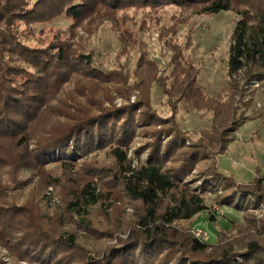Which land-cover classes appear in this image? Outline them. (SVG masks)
I'll list each match as a JSON object with an SVG mask.
<instances>
[{"label":"rangeland","instance_id":"rangeland-1","mask_svg":"<svg viewBox=\"0 0 264 264\" xmlns=\"http://www.w3.org/2000/svg\"><path fill=\"white\" fill-rule=\"evenodd\" d=\"M115 1L96 0L95 5L83 9L85 11L75 21L62 14L46 23L30 25L17 23L15 13L10 21L4 22L8 14L0 9V54L6 41H14L16 31L20 32L16 39L29 47L46 46L55 31L66 34L67 38L68 63L58 74L43 75L37 88L40 90L35 104L39 114L27 124L28 144L21 148L16 145L24 133L18 137L0 135V209L7 203H22L37 215L44 210L60 230L90 237L65 211L63 204L71 197V190L81 177L92 181L102 192L103 199L89 217L96 229L93 239L82 238L79 246L85 251L63 264L100 261L110 246L127 237L142 215L140 202L130 198L107 177L106 170L112 159L103 151L97 156L82 153L78 161L76 157L68 159L72 169L63 168L52 160H42L33 169L24 167L22 160L16 161L26 151L32 153L36 141L46 138L50 128L53 130L65 122L74 109L95 110L99 105L105 110L120 109L141 100L160 119L156 128L161 123V126L177 127L187 131L193 141L200 130L211 127L212 118L203 109L190 106L188 100L177 98L172 90L182 73L188 70L208 95L232 103L238 114L236 123L241 125L234 137L229 135L233 141L228 143L226 152L215 156L210 150L207 160L217 162L218 168L232 175L237 183L249 181L255 170L264 173V82L256 85L255 80L247 78L243 72L230 78L227 73L231 34L238 19L236 11L252 8L264 0H232L231 10L215 14L206 12L203 3L118 0L116 4ZM3 2L0 0V8ZM55 46L52 42L47 49L52 52ZM85 53L92 56L94 66L102 73L90 71L81 63L79 55ZM5 58L9 63L7 55ZM150 59L155 62H149ZM29 70L34 71L31 67ZM16 75L4 85L13 82ZM13 84L16 85V81ZM21 99L22 104L32 107V99L25 94H21ZM243 108L244 112L239 114ZM151 140L148 134L139 133L131 143L128 157L133 158L134 164L137 163L135 148L140 152L143 149L139 147ZM146 156L147 152L141 153L138 160ZM188 178L185 186L191 185L197 190L202 183L200 173L195 171ZM1 197L6 199L1 200ZM217 197L215 191L204 194L205 204L214 212L215 223L208 221L206 213H200L191 220L173 222L172 227L182 232L194 226L205 228L209 233L208 242H216L220 231L219 244L231 249L239 248L245 239L264 240V225L261 227L264 205L258 209L237 210L217 203ZM20 257L0 242V264H36ZM66 257L71 258L72 254Z\"/></svg>","mask_w":264,"mask_h":264},{"label":"trees","instance_id":"trees-1","mask_svg":"<svg viewBox=\"0 0 264 264\" xmlns=\"http://www.w3.org/2000/svg\"><path fill=\"white\" fill-rule=\"evenodd\" d=\"M159 1L203 3L206 12L212 14L233 8L232 0ZM95 3L96 0H4L0 9L8 14L2 16L4 22L10 21L15 13L17 23L30 25L46 23L62 14L75 21ZM236 13L238 19L228 49V77L243 72L247 78L263 83L264 2ZM19 33L16 31L14 41L5 42L0 54V135L18 137L24 133L16 143L21 148L28 144L27 124L39 114L35 100L42 76L62 72L61 68L68 63V44L66 34L55 31L46 46L29 47L16 39ZM52 42L56 46L49 52L47 48ZM79 58L90 71L102 73L94 66L90 54L79 55ZM149 62L155 61L150 59ZM149 62L145 60V63ZM30 67L34 71L29 70ZM15 74L13 82L16 81L17 86L13 82L4 85ZM172 88L177 98L186 99L190 106L211 114V127L200 130L198 138L193 141L187 131L177 127L161 126V123L156 128L160 119L138 100L120 109L105 110L101 105L95 110L74 109L73 114L66 116L65 122L53 130L50 128L46 138L36 141L32 153L26 151L16 161L22 160L24 167L33 169L42 160H52L58 161L63 168L72 169L68 159L76 157L78 161V155L82 153L97 156L103 151L112 159L109 170H106L107 177H111L130 198L140 202L142 215L126 238H120L100 261H90L92 264H264V240L245 239L239 248L231 249L219 244L220 231L216 242H208L209 233L205 228L207 238L201 239L193 233L195 226L186 232L172 227L173 222L191 220L200 213H206L210 223L216 222L214 212L204 202L207 191H215L217 203L237 210L258 209L264 205V173L255 170L249 181L237 183L232 175L218 168L217 162L207 160L210 150L215 156L226 152L228 143L233 141L232 137L241 126L236 123L238 114L232 103L208 95L188 70ZM21 94L34 101L32 107L22 104ZM243 112L244 108L239 110V114ZM139 133L148 134L152 140L139 147L143 149L141 153L147 152L143 160H138L141 153L135 148L137 163L134 164L128 151ZM25 157L28 158L23 161ZM195 171L200 173L202 180L197 190L191 185L185 186ZM71 192L63 207L90 237L60 230L44 210L37 215L26 205L12 202L0 209V242L19 254L20 259L36 264H63L81 256L85 250L79 242L82 238L93 239L96 229L89 217L103 195L92 181L84 177L76 180ZM5 199L1 197V200ZM247 229L251 231V227ZM70 253L72 257L67 258Z\"/></svg>","mask_w":264,"mask_h":264},{"label":"built area","instance_id":"built-area-1","mask_svg":"<svg viewBox=\"0 0 264 264\" xmlns=\"http://www.w3.org/2000/svg\"><path fill=\"white\" fill-rule=\"evenodd\" d=\"M254 84L258 85V82L255 81ZM193 233L201 239L207 238V232L202 227H195Z\"/></svg>","mask_w":264,"mask_h":264}]
</instances>
